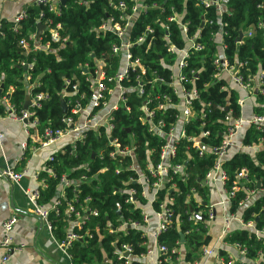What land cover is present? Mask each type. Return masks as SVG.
<instances>
[{"label":"built area","instance_id":"built-area-1","mask_svg":"<svg viewBox=\"0 0 264 264\" xmlns=\"http://www.w3.org/2000/svg\"><path fill=\"white\" fill-rule=\"evenodd\" d=\"M130 5L120 2L117 6V12L108 17L98 27L100 32H111L115 35L116 41L111 45L113 54L119 55L120 60L116 71L110 72L108 64L102 59H97L94 67L89 64L81 66V73L84 80L89 84L91 95L88 97V104L84 105L81 99L85 98V94H81L78 99L69 98L65 105L70 107L72 115L65 117L63 121L66 123V129H53L51 126L45 127L39 132L38 126L40 121L34 117V111L30 108H39L40 100L47 98L45 93L30 96V103L27 108L22 110L21 114L14 113L13 107L8 105L9 114L12 119L21 122L24 125L26 134L31 135L34 131L40 137L36 147H47L60 141L65 137L70 138L69 144L72 145L70 154L77 153V143H84L87 140L88 132L93 130L98 136L105 138L104 148L108 151L111 158L119 157L121 162L125 158L131 159V164L125 168L135 170L137 176L125 180L124 183L133 181L142 187L140 195L136 188L122 189L120 195L127 194L126 203H132L134 209H139V219L128 217L122 219L118 224L113 225L108 222L107 232L109 234L129 235L131 233L141 232L147 237V251L142 255H135L133 247L130 244L123 243L115 251L117 258L121 264H132L138 262L140 264H162L163 261L175 262L177 264H190L185 260L186 257V237L185 241H180L179 246L171 249L167 245L157 243L158 236L166 232L173 225V211L167 208V202H173V198H167L166 203H161V210L153 207V202L157 198V191L160 189H169L172 192L177 189L174 182L176 175H182L185 178L184 165L182 163H173L172 159L177 155V144L181 139H186L192 143V147L199 150L200 155L211 153L215 156L212 167L207 171L203 179H200V186L205 188L209 193V203L207 205V217H203L202 211L193 213L190 219H200L205 221L208 227V234L211 236L208 243L201 245V256L192 264H264V224L259 225L261 213H264V206L259 212H252L248 218L246 211L249 207L256 205L260 200H264V176H256L252 174L247 167H242L235 172L234 178L231 179L229 173L224 168V163L235 156L237 153L249 154L256 163L264 169V69L253 72L248 67V61L242 60L236 51L233 58L227 54L229 49L230 32L226 28L224 16H231L232 7L231 0H199L202 7L200 26L193 27L192 19L188 17L186 4L179 9L175 5L167 6L166 0L161 3L160 0H131ZM59 0H35V4L41 6L49 12L59 13ZM260 10L259 19L256 24L245 31L239 30L238 37L233 40L235 45L243 44L244 38L254 35L256 29L264 32V1L257 4ZM159 9V15L155 19V25H147L141 34L133 35V28L137 20L148 13L149 10ZM44 13L38 18V25L44 24L45 30H48L52 40H59L60 34L58 29L62 27L57 24L51 26V20L43 22ZM27 17L25 9L17 13L11 20L14 31H18L21 22ZM205 28H211L209 37L217 47L214 53L213 65L215 73L213 78L221 82L223 91L235 92L237 94L236 102L239 106V113L235 114L234 109L230 107L229 102L224 109L227 111L222 119L224 124L223 130L220 132L221 140L215 146L205 145L202 141L203 137H208L210 130H203L199 136L188 135L185 130V124L195 119L198 109L193 105V100H200V91L196 87L189 88L186 84L187 76L185 69L189 67V59L198 51H203L206 47ZM174 29L179 30L177 37L181 38L182 43L178 44L174 37ZM44 30V31H45ZM38 31V29H37ZM37 31L28 30V37L20 39V46L25 51H37L41 48H49L47 42L44 46L41 44V37L37 36ZM43 31V32H44ZM31 42H34L31 46ZM160 44V48L165 53L159 51V63L164 69L170 71L169 77L160 75L157 70L149 72V67L141 56L134 54L135 46L144 47L145 52ZM170 56V59H168ZM27 68L31 64L22 63ZM246 68V69H245ZM203 69V68H200ZM194 72V70H193ZM198 74V73H197ZM197 79V77H194ZM66 85H72L70 79L65 80ZM157 85H167L170 93L161 92L156 89ZM209 83L203 84L206 90ZM75 92H80V84L75 81L71 92H65V95L71 96ZM131 94L143 99L141 109L144 112L141 118L149 124V130L157 133L165 139L162 145L159 160L156 163H147V172H145L135 154L136 146L123 144V141L113 134L114 119L113 112L123 107L126 111L131 110L128 103ZM172 95H176L178 102L174 101ZM7 100V96L3 97ZM169 108H177L180 113L176 124L166 130V122L163 117H157V112L166 113ZM227 108V109H226ZM202 112V117L205 113ZM1 118V115H0ZM204 125V123H203ZM104 127L101 133L100 127ZM252 130L258 134L257 140L245 142L247 132ZM129 131V130H128ZM4 133L0 129V147L3 146ZM32 147L31 149H33ZM22 159L24 153L30 149L28 144H21ZM64 151L63 146L52 152L48 160H53L54 153ZM103 158V154H100ZM49 176H56L55 173L46 167ZM122 168L118 167L116 173H120ZM41 172V171H40ZM40 172L34 177L42 180L40 189L25 191L28 199L34 203L35 208L33 214L44 220L47 226L52 229L50 215L63 213V217L68 222L67 235L64 239L56 240L60 249L70 259L72 256L70 249L73 247L75 240L82 239L85 235L93 237L89 229L85 226L90 221V216H97L98 211L89 206L90 197L80 200L78 193L80 186L87 181V176L83 175L79 179L70 178L62 175L59 181L58 197L49 205L38 202L42 191L47 187V180L40 177ZM26 174L25 170H16L12 167L0 168V178H5L13 182H19ZM88 182V181H87ZM71 189L73 197L68 200L67 190ZM193 197L197 202L201 198L193 189ZM138 196L147 200L142 203ZM236 199L237 207L232 209L233 200ZM191 197L188 196V201ZM121 208V203H116ZM61 206H64L62 211ZM258 217V220L256 218ZM156 220L157 226L150 236V228L153 220ZM219 221L216 230H211V225ZM17 217L10 216L4 220L2 228L4 235L0 239V247L4 249V254L0 264H7L15 252L24 249L23 244H17L12 236V230ZM235 230H247L254 239L262 244L254 253H251L249 247L240 241H231V233ZM97 231H99L97 227ZM99 238L103 234L97 232ZM151 241L153 242L151 244ZM166 256L164 259L161 255Z\"/></svg>","mask_w":264,"mask_h":264},{"label":"trees","instance_id":"trees-1","mask_svg":"<svg viewBox=\"0 0 264 264\" xmlns=\"http://www.w3.org/2000/svg\"><path fill=\"white\" fill-rule=\"evenodd\" d=\"M59 13L49 12L36 4L26 6L27 17L21 22L18 31H14L11 21L3 19L0 21V115L7 116L9 108L7 104L13 107L14 113L20 115L25 108V104L29 96H36L45 93L47 98L40 100L39 108H30L34 111V117L40 121L38 126L39 132L45 127L51 126L53 129H66V123L63 121L65 117L71 114L70 107H66L64 112L62 103L69 98L75 100L80 98L81 94H85V98L81 99L84 105L88 104V97L91 95L89 84L84 80L81 73V66L86 63L94 67L97 59L104 60L108 64V70L114 72L119 64V55L113 54L111 45L116 41V37L111 32H100L98 27L108 17L115 14L120 2L130 5L131 0H67L65 4H61L59 0ZM153 1V0H151ZM165 0H160L163 3ZM184 1L188 17L192 19L193 27L201 25L202 7L199 0H166L167 6L175 5L179 9L184 7ZM264 0H231L232 7L231 16L225 15L224 21L226 28L230 32L229 49L227 54L230 58L238 51V56L242 60L248 61V67L253 72L264 69V32L256 29L254 35L244 38L243 44L237 46L233 42L238 37L239 30L245 31L247 28L256 24L259 19L260 10L257 4ZM44 13L43 22L51 20V26L55 27L61 24L58 29L60 34L59 40H52L50 32L45 30L41 37V44L44 46L49 42L50 47L41 48L37 51L31 50L25 52L19 42L23 37H28V30L36 32L38 29V18ZM159 9L149 10L147 14L142 15L133 28V35L138 36L142 33L147 25H155V19L159 15ZM211 28H205L203 31L205 37V49L193 54L189 59V67L185 69L187 76V86L189 88L196 87L200 91V100H193V105L198 109L195 119L185 124V130L188 135L199 136L203 130H210L208 137H203L202 141L205 145L215 146L221 140L220 132L224 128L222 119L225 117L226 110L224 106L229 102L230 107L234 109V113H239L235 92L223 91L221 82L213 78L215 67L213 65L214 53L217 47L209 37ZM179 30L174 29V37L178 44L182 43L181 38L177 37ZM34 42H31L33 46ZM136 56H141L147 66L149 72L157 70V72L169 77L170 71L164 69L159 63L161 51L160 44L154 46L147 53L142 46L133 48ZM170 59V56H168ZM23 62L31 64V67L25 69ZM203 68V69H200ZM246 69V68H245ZM194 70V72H193ZM198 73V74H197ZM194 77H197L195 79ZM70 79L72 85H66L65 80ZM75 81L80 84V92H75L71 96L65 95V92H71ZM209 83V87L204 90L203 84ZM156 89L161 92L170 93L167 85H157ZM4 96L7 100H3ZM175 102L179 99L176 95H172ZM143 99L131 94L129 104L131 110L126 111L123 107L113 112L114 130L113 134L118 136L123 144L136 146L135 154L141 168L147 172V163H156L159 160V153L165 139L155 132L149 130L147 121H143L144 112L140 108ZM205 117H202V112ZM177 108H169L166 113L157 112V117H163L166 122V130L176 124L178 114ZM77 118V115H72ZM204 123V125H203ZM129 130V131H128ZM101 133L104 127H100ZM258 134L249 130L245 138V142L257 140ZM105 138L98 136L95 131L88 132L87 140L77 143V153L70 154L71 144L63 147L64 151L54 153L53 160L46 161V167L51 169L56 176H49L47 170H41L40 177L47 180V187L42 191L38 202L42 204L52 203L59 194V181L62 175L70 178L79 179L83 175L87 176V181L81 184L78 197L83 200L90 197L89 206L98 211L97 216H90L89 223L85 229L93 234V237L85 235L82 239L75 240L73 247L70 249L73 264H121L115 253L116 249L123 243L132 245L135 255H142L147 251V237L141 232L131 233L129 235L109 234L107 232L108 222L113 225L118 224L122 219L129 216L139 219V209H134L132 203H126L127 194L120 195L122 189L136 188L138 194L142 187L129 181V178L137 176L135 170L125 168L131 164L130 158L120 160L119 157L111 158L108 151L104 148ZM103 158H100V154ZM29 150L24 153L22 166L30 158ZM262 160V154H260ZM215 156L211 153L200 155L199 150L192 147V143L186 139H181L177 144V155L172 159L173 163H182L184 172L187 176L176 175L174 182L177 189L170 192L169 189H160L157 191V198L153 202L156 210H161L160 204L166 203L167 198H173V202H167V208L173 211V225L166 232L158 236L157 243L167 245L169 249L179 246L181 234L186 237V257L185 260L192 264L200 258L201 245L208 243L211 236L208 234V227L205 221L200 219H190L193 213L202 211L203 217H207V205L209 203L208 191L200 186V179H203L207 171L212 167ZM122 168L120 173H116V169ZM242 167H247L252 174L256 176H264L262 169L249 154L237 153L231 159L224 163V168L233 179L235 172ZM193 189L201 198L197 202L193 197ZM188 196L191 200L188 201ZM68 200L73 197L71 189L67 190ZM142 203L147 200L138 196ZM121 203L119 209L116 205ZM264 206V200H260L256 205L251 206L246 211L249 218L251 213L259 212ZM236 199L233 200L232 209H236ZM63 211L64 206H61ZM52 230L56 238L61 241L67 235L68 222L63 217V213L50 215ZM259 225L264 224V213H261ZM97 227L99 231H97ZM97 232L103 234L99 238ZM231 241H240L247 245L254 253L262 246L260 241L254 239L247 230H235L229 238ZM166 256L175 255L171 252L161 255L164 259ZM132 264H140L133 262ZM162 264H177L175 262L163 261Z\"/></svg>","mask_w":264,"mask_h":264},{"label":"crops","instance_id":"crops-1","mask_svg":"<svg viewBox=\"0 0 264 264\" xmlns=\"http://www.w3.org/2000/svg\"><path fill=\"white\" fill-rule=\"evenodd\" d=\"M32 4H35V0H0V21L3 19L11 21L17 13ZM0 129L4 133L3 146L0 147V168L9 166L26 171L19 182L0 178V239L4 235L2 228L4 220L15 216L17 222L11 234L17 244L24 245V249L15 252L7 264H71L70 259L60 249L53 230L44 220L33 214L35 205L25 194L27 189L42 187V180L34 176L46 169L49 155L61 146L67 145L70 138L65 137L47 147H36L35 142L40 141L37 132L26 134L24 125L8 115L1 116ZM23 142L28 144L31 154L24 166L21 149ZM32 147L34 148L31 149ZM155 226L157 224L154 219L150 236L155 231ZM3 254L4 249L0 247V263Z\"/></svg>","mask_w":264,"mask_h":264},{"label":"water","instance_id":"water-1","mask_svg":"<svg viewBox=\"0 0 264 264\" xmlns=\"http://www.w3.org/2000/svg\"><path fill=\"white\" fill-rule=\"evenodd\" d=\"M66 2H67V0H61V4H65ZM45 28H46L45 25L42 24V23L38 25V31H37V36H38V37H40V36L43 34V31L45 30ZM24 68L27 69V66H24ZM0 95H1V90H0ZM7 97H9V96H7ZM29 103H30V99H28V101L26 102L25 107H27ZM62 108H63V111H64V112L67 110L65 103H62ZM226 109H227V108H226ZM256 220H258V217L256 218ZM181 240H182L183 242L185 241L183 235H182V237H181ZM107 261H108V260L105 259V261H104L103 264H106Z\"/></svg>","mask_w":264,"mask_h":264},{"label":"rangeland","instance_id":"rangeland-1","mask_svg":"<svg viewBox=\"0 0 264 264\" xmlns=\"http://www.w3.org/2000/svg\"><path fill=\"white\" fill-rule=\"evenodd\" d=\"M218 223H219V221H216L215 223H213L212 225H211V230H216V228H217V225H218Z\"/></svg>","mask_w":264,"mask_h":264}]
</instances>
